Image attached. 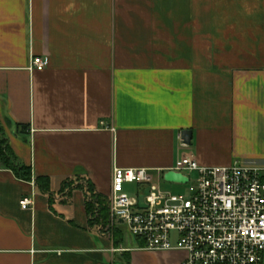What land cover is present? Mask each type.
<instances>
[{"label": "crops", "instance_id": "crops-1", "mask_svg": "<svg viewBox=\"0 0 264 264\" xmlns=\"http://www.w3.org/2000/svg\"><path fill=\"white\" fill-rule=\"evenodd\" d=\"M0 129L32 176L0 161V264H122L63 183L108 198L114 168L158 181L185 155L264 165V0H0ZM119 229L130 264L185 259L137 251Z\"/></svg>", "mask_w": 264, "mask_h": 264}, {"label": "built area", "instance_id": "built-area-1", "mask_svg": "<svg viewBox=\"0 0 264 264\" xmlns=\"http://www.w3.org/2000/svg\"><path fill=\"white\" fill-rule=\"evenodd\" d=\"M46 67L45 60H31L30 70ZM170 171L187 179L175 184L187 186L188 197L162 190V176L155 181L146 169L114 168L110 225L125 230L137 251L183 252L181 264H264V165L206 168L185 155ZM30 206L29 199L20 202L22 210Z\"/></svg>", "mask_w": 264, "mask_h": 264}, {"label": "trees", "instance_id": "trees-1", "mask_svg": "<svg viewBox=\"0 0 264 264\" xmlns=\"http://www.w3.org/2000/svg\"><path fill=\"white\" fill-rule=\"evenodd\" d=\"M25 128L22 127V130ZM0 129V135H1ZM2 137V136H1ZM6 141L0 138V161L2 165L11 170L14 176L25 182L32 181L30 168L18 163L8 151L5 143ZM36 188L45 195L52 196L49 189V181L45 178H35L33 179ZM74 189H79L83 191L85 196V209L88 216V226L94 229L98 234L107 237H113V243L116 247L120 246L123 237L122 232L119 228H113L109 222V203L108 198L97 193L89 180L78 179V180H68L62 185V192L66 191L69 194ZM123 260L126 264L129 263L128 253H123Z\"/></svg>", "mask_w": 264, "mask_h": 264}, {"label": "water", "instance_id": "water-1", "mask_svg": "<svg viewBox=\"0 0 264 264\" xmlns=\"http://www.w3.org/2000/svg\"><path fill=\"white\" fill-rule=\"evenodd\" d=\"M191 141V132L190 131H184L181 133V142L183 145H190ZM162 179L166 183H178V184H186L187 179L182 177V175L175 173L173 171H167L162 174ZM149 193L148 189H145L142 194L138 196V202L140 207H145L143 203V199L145 196H147Z\"/></svg>", "mask_w": 264, "mask_h": 264}, {"label": "rangeland", "instance_id": "rangeland-1", "mask_svg": "<svg viewBox=\"0 0 264 264\" xmlns=\"http://www.w3.org/2000/svg\"><path fill=\"white\" fill-rule=\"evenodd\" d=\"M160 187L162 190L164 191H168L171 194H180V195H184L185 197L189 196V192H188V187L184 186V185H178L175 183H166L164 181H159ZM133 190V187L131 188ZM139 191L142 192V189L140 188ZM150 253V252H149ZM169 259H174V260H178L181 258L179 253H174L171 255H168ZM122 264H126L125 261L122 262Z\"/></svg>", "mask_w": 264, "mask_h": 264}]
</instances>
